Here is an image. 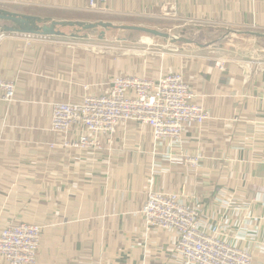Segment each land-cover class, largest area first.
<instances>
[{"label":"crops","instance_id":"crops-1","mask_svg":"<svg viewBox=\"0 0 264 264\" xmlns=\"http://www.w3.org/2000/svg\"><path fill=\"white\" fill-rule=\"evenodd\" d=\"M244 2L106 0L96 13L135 16L164 5L182 18L225 17L222 22L234 23V13L247 10L264 29V0ZM13 4L76 14L87 8V0H0L11 11L55 20L65 17L8 8ZM76 17L66 20H83ZM253 38L250 59L243 57L247 51L235 53L224 70L210 55L225 50L224 44L180 43L179 52L160 59L114 60L54 43L53 37L9 34L0 39V79L14 85L12 101H0V232L22 222L40 224L34 264H179L172 256L175 234L145 230L140 210L152 183L155 190L198 199L202 226L221 218L222 199L249 204L258 217L250 225L257 236L239 245L252 250L254 264H264L257 248L264 243V205L254 202L264 192V61L251 59L264 58V40ZM174 72L182 74L195 102L210 113L202 126L188 127L181 147L155 142L150 128L135 121L118 125L111 143L103 137V148L96 152L64 147V135L51 130L55 102L105 94L118 74L157 79ZM75 136L71 131L66 137ZM179 152L199 157V166L191 168ZM240 220L234 218V233Z\"/></svg>","mask_w":264,"mask_h":264},{"label":"built area","instance_id":"built-area-1","mask_svg":"<svg viewBox=\"0 0 264 264\" xmlns=\"http://www.w3.org/2000/svg\"><path fill=\"white\" fill-rule=\"evenodd\" d=\"M105 1L87 0V8L100 12ZM9 34L13 33H0V39ZM214 65L225 69L221 59ZM110 84L105 94H85L78 103L52 104L51 130L64 135L62 146L100 151L103 137L111 143L118 125L135 121L150 128L155 142L181 147L188 127L202 126L210 118L209 111L195 102L196 94L179 73L160 75L157 79L116 75ZM13 97V83L0 79V101L10 102ZM71 131L76 136L70 140L66 136ZM178 155L191 168L199 166V157L183 152ZM232 202L222 199L221 218L202 226L198 199L184 193L158 191L149 183L140 214L146 231L161 229L175 234L172 256L179 264H254L252 250L239 243L254 241L257 231L250 225L258 217L249 204ZM254 202L264 205V192ZM236 216L241 220L234 233ZM42 229L40 224L28 222L5 227L0 232V257L4 264H34ZM257 248L264 253V243H257Z\"/></svg>","mask_w":264,"mask_h":264},{"label":"rangeland","instance_id":"rangeland-1","mask_svg":"<svg viewBox=\"0 0 264 264\" xmlns=\"http://www.w3.org/2000/svg\"><path fill=\"white\" fill-rule=\"evenodd\" d=\"M244 4V0H241ZM7 5H0V8H4ZM23 10L22 12H40V14H56L61 17H76L86 21H98L105 20L111 21L117 24H130V25H142L151 28H155L162 32L171 33L175 36H184L189 39L198 41L199 43H207L211 40L221 38L227 31H239L241 33H231V35L225 37L219 43L225 45V50H213L212 56L213 64L216 60L221 59L226 63L228 59H231L235 53H242V51H247L243 54V57L250 59V55L247 53L251 50L254 45L252 41L254 36L248 35L245 32L248 31H263L264 29H259L254 23V15L252 12H235L234 13V23H224L223 19L220 17L213 19H194L190 20L186 17L182 18L173 13L169 6L162 5L160 8L153 9L149 13H142L141 15H103L101 13H96L97 11H92L86 8L79 13L69 12L67 10H49L46 8L33 9L23 5H8V8ZM6 9V8H4ZM9 10V9H8ZM229 14L225 13V16ZM49 16V15H48ZM73 20L72 18H70ZM77 20V19H74ZM259 29V30H258ZM65 33L69 34L72 32L71 28L63 29ZM183 32V33H181ZM98 31L88 33L86 38L74 39L70 37H53L55 42L61 45L71 46L73 48L86 50L96 54H107L112 59L117 60L121 57L126 56H143L151 57L153 59H160L165 55L175 54L179 52L180 42L171 44L163 38L152 36L146 33L129 31V30H109L106 32L103 39L98 38ZM194 47V46H193ZM256 47V46H253ZM217 53H216V52ZM239 53V55H240ZM251 59L255 61H264L263 57L251 55ZM255 56V57H254ZM180 72H174L170 74H175ZM169 74V73H168ZM125 75V74H118ZM182 75V74H181ZM116 76V75H115ZM135 76V75H134ZM248 196L252 197V192L249 191Z\"/></svg>","mask_w":264,"mask_h":264},{"label":"water","instance_id":"water-1","mask_svg":"<svg viewBox=\"0 0 264 264\" xmlns=\"http://www.w3.org/2000/svg\"><path fill=\"white\" fill-rule=\"evenodd\" d=\"M65 28H71L72 32L69 34L65 33V31H63ZM111 29L142 32L163 38L171 44L180 42L193 44L200 48H222L223 44L219 43L221 40L231 35L233 32L241 33L239 31H227L219 39L212 40L207 43H199L198 41L186 38L184 36H175L171 33L162 32L155 28L142 25L117 24L105 20H55L50 17H40L37 15L20 13L0 8V33H13L42 37H70L74 39H81L86 38L90 32L98 31V38L103 39L106 32ZM245 33L264 40V32L248 31Z\"/></svg>","mask_w":264,"mask_h":264}]
</instances>
